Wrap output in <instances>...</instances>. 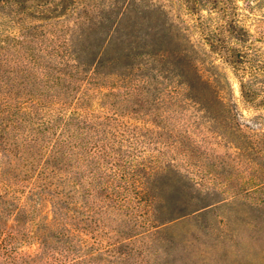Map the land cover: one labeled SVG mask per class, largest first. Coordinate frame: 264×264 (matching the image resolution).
Here are the masks:
<instances>
[{"label": "trees", "instance_id": "16d2710c", "mask_svg": "<svg viewBox=\"0 0 264 264\" xmlns=\"http://www.w3.org/2000/svg\"><path fill=\"white\" fill-rule=\"evenodd\" d=\"M236 168L264 208V0H0V264H145Z\"/></svg>", "mask_w": 264, "mask_h": 264}, {"label": "rangeland", "instance_id": "374dc122", "mask_svg": "<svg viewBox=\"0 0 264 264\" xmlns=\"http://www.w3.org/2000/svg\"><path fill=\"white\" fill-rule=\"evenodd\" d=\"M223 72L234 81L225 65ZM234 86L237 89L236 83ZM215 152L227 154L223 148ZM187 163L189 171L182 169L187 176H198L201 169L219 170L210 162L200 163L197 158H190ZM186 179L185 185L190 186ZM240 180L239 168H236L231 176L220 175L208 182L214 189L207 197L211 203L190 217L160 226L158 234L149 240L145 264H264V208L252 204L258 194L233 196ZM181 183L176 181L169 187L171 194L175 188L181 191Z\"/></svg>", "mask_w": 264, "mask_h": 264}]
</instances>
